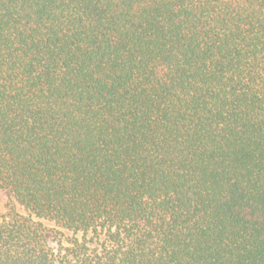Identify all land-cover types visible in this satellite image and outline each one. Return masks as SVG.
<instances>
[{"label": "trees", "instance_id": "1", "mask_svg": "<svg viewBox=\"0 0 264 264\" xmlns=\"http://www.w3.org/2000/svg\"><path fill=\"white\" fill-rule=\"evenodd\" d=\"M1 190L0 264H264V0H0Z\"/></svg>", "mask_w": 264, "mask_h": 264}, {"label": "rangeland", "instance_id": "2", "mask_svg": "<svg viewBox=\"0 0 264 264\" xmlns=\"http://www.w3.org/2000/svg\"><path fill=\"white\" fill-rule=\"evenodd\" d=\"M9 198L10 195L6 190L0 191V209L2 212H4L3 207ZM42 224L45 228V238L48 245L55 254H59V252L67 245L66 239L70 238L71 234L66 231L59 230L58 228L54 227L52 223L42 221ZM56 230H59L61 235H56Z\"/></svg>", "mask_w": 264, "mask_h": 264}]
</instances>
